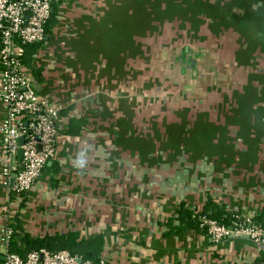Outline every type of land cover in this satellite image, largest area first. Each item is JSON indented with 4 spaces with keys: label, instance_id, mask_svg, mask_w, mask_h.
Instances as JSON below:
<instances>
[{
    "label": "crops",
    "instance_id": "1",
    "mask_svg": "<svg viewBox=\"0 0 264 264\" xmlns=\"http://www.w3.org/2000/svg\"><path fill=\"white\" fill-rule=\"evenodd\" d=\"M51 6L44 39L19 53L37 93L60 107L56 153L20 208L8 202L0 162V228L12 208L32 238L101 236L100 259L110 264H264L245 237L213 242L176 220L181 203L215 216L264 214V108L237 95V105L189 104L170 70L204 45L188 43V33L205 40L198 30L211 33L218 17L217 27H264V0ZM175 94L184 100L174 103ZM3 113L0 99V122ZM7 249L0 237V264Z\"/></svg>",
    "mask_w": 264,
    "mask_h": 264
},
{
    "label": "built area",
    "instance_id": "2",
    "mask_svg": "<svg viewBox=\"0 0 264 264\" xmlns=\"http://www.w3.org/2000/svg\"><path fill=\"white\" fill-rule=\"evenodd\" d=\"M51 4L52 0H0V99L4 111L0 122V162L11 206L30 190L56 153L60 107L37 93L34 77L19 53L21 47L44 39ZM14 214L11 208L0 228L1 240L7 246L13 234L10 219ZM193 216L213 242L245 237L258 251L264 247V224L253 214L232 213L227 222L206 214ZM2 264L110 263L105 259L93 262L67 249L39 248L29 250L24 257L7 249Z\"/></svg>",
    "mask_w": 264,
    "mask_h": 264
},
{
    "label": "rangeland",
    "instance_id": "3",
    "mask_svg": "<svg viewBox=\"0 0 264 264\" xmlns=\"http://www.w3.org/2000/svg\"><path fill=\"white\" fill-rule=\"evenodd\" d=\"M258 7L261 9L262 6L258 5ZM220 21V17L216 18L215 25ZM212 24L214 27H205L212 30L211 33L204 32V28L198 30L199 33L207 36L205 40L203 39L204 42L202 39L196 41L199 39L198 36L188 33V37L192 35L191 39L188 38V43L200 42L204 45L193 47L192 53L187 56V62H183L180 66L177 61L172 60L170 70L173 74V81L181 84L182 89L187 90L189 104L198 103L206 106L217 103L226 105L236 103L237 105L239 103L234 102L233 98L237 95L240 102L244 104L252 103L264 108V27H242L244 30L241 31L238 27H217L213 22ZM180 35L178 32L177 38ZM172 38L176 37L171 35L169 42H175L176 39ZM208 45L216 52L214 54L219 57L220 64L216 61V56L211 54L212 50H208ZM145 53L148 54V52ZM174 53H170L169 56L171 57ZM133 54L136 57V52ZM191 59L194 60L193 64L190 63ZM214 61H216L215 64L212 63ZM180 67L182 71L178 72ZM181 73H184V76ZM205 84L213 86L206 85L205 87ZM160 86H164L163 82ZM218 86L224 89L215 91L220 88ZM162 89L163 87L159 89L155 86L152 90L153 94L161 93ZM183 97V95L175 94L172 100L177 103L184 100Z\"/></svg>",
    "mask_w": 264,
    "mask_h": 264
},
{
    "label": "trees",
    "instance_id": "4",
    "mask_svg": "<svg viewBox=\"0 0 264 264\" xmlns=\"http://www.w3.org/2000/svg\"><path fill=\"white\" fill-rule=\"evenodd\" d=\"M53 18V13L51 11L50 19L47 23H50V20ZM28 46V45H27ZM25 47V46H24ZM22 59V58H21ZM25 197L24 195L21 197L19 201V206L24 203ZM201 215L206 214L210 217L218 219L222 222H227L228 218L231 214L223 215L219 214L215 216V214H210L206 208L202 209H190L181 203L177 209L176 220L178 221V229L184 227H192L196 229H201L196 221V218L193 215ZM255 219L264 224V214L255 215ZM10 225L13 229V234L9 240L8 249L11 252L18 253L20 256L24 257L26 252L33 249L46 248L50 251H56L59 249H67L71 253L80 255L85 259H89L93 262H97L100 259V251L102 248V237L98 236L93 240H78V233H68L66 235H54L47 236L44 238H32L27 233H22L20 220H19V212L16 211L14 216L10 219ZM205 232V231H204Z\"/></svg>",
    "mask_w": 264,
    "mask_h": 264
},
{
    "label": "water",
    "instance_id": "5",
    "mask_svg": "<svg viewBox=\"0 0 264 264\" xmlns=\"http://www.w3.org/2000/svg\"><path fill=\"white\" fill-rule=\"evenodd\" d=\"M22 141H23V139H22V137H20V139H19V144H21ZM21 157H22V151H21V149H19V150H18V154H17L18 161L21 160ZM262 250L264 251V247H262Z\"/></svg>",
    "mask_w": 264,
    "mask_h": 264
}]
</instances>
